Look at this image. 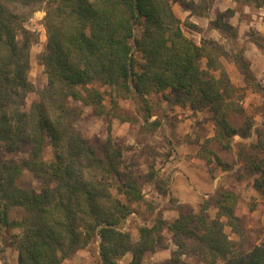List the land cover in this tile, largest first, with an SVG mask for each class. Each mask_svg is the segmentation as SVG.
<instances>
[{"label":"trees","instance_id":"1","mask_svg":"<svg viewBox=\"0 0 264 264\" xmlns=\"http://www.w3.org/2000/svg\"><path fill=\"white\" fill-rule=\"evenodd\" d=\"M172 1L0 0V238L6 230L19 231L17 264H61L96 237L100 264H118L126 253L131 264H140L159 247L161 220L140 227L136 243L119 230L143 200L139 178L121 171L122 152L110 140L97 155L76 130L79 113L71 103L101 117L109 115L107 98L117 118L118 103L129 95L145 102L148 95L170 90L176 105L208 108L220 147L230 150L234 137L252 136V122L220 62V44L202 39L196 45L185 37ZM243 2L264 6V0ZM36 12L44 14L47 42L39 64L47 84L26 112L24 101L33 92L29 53L38 38L25 23ZM216 24L217 30H233ZM189 29L198 28L189 24ZM234 62L248 84L249 66L242 57ZM145 111L144 122L155 131L160 123H148L152 115ZM24 151L26 159L7 158ZM246 169L260 175L254 186L263 191L264 161L255 157ZM209 205L216 209L212 220L206 216ZM236 205L234 193L218 190L198 213L180 207L178 218L167 225L176 251L162 264H179L182 256L202 264H264V245L251 244Z\"/></svg>","mask_w":264,"mask_h":264},{"label":"rangeland","instance_id":"2","mask_svg":"<svg viewBox=\"0 0 264 264\" xmlns=\"http://www.w3.org/2000/svg\"><path fill=\"white\" fill-rule=\"evenodd\" d=\"M212 3L213 0H173L171 3L184 36L196 45H200L202 39H212L210 30L216 23L228 25L231 21L229 16L235 10L241 13V19L246 22L251 19L250 14H242L245 4L243 0H238L233 11L227 10L218 14L216 20L203 32L199 29H189L190 23L188 18H185L183 9L190 8L203 16L204 12L213 6ZM43 17V12H36L25 23V27L35 32L38 38L29 53L27 75L33 85V92L28 94L24 101L23 110L26 112L32 103L39 100V94L47 84L44 69L39 64V57L47 42L42 25ZM218 31L221 35L218 43L222 49L220 62L236 89L238 105L252 122V136L248 139L234 137L230 150L220 147L214 141L215 127L208 108L193 109L189 103L176 105L172 102L173 93L170 90L148 95L145 102L138 101L132 94L129 95L118 103L117 118L111 115L107 98L104 105L109 115L101 117L94 115L90 108L80 103H71L72 108L79 113L75 128L93 146L97 155H102L104 145L110 140L122 152L121 171L128 169L139 178L143 200L133 205L135 213L126 218L119 230L126 233L132 243H136L140 227L150 226L156 220L164 222L159 247L154 253L145 254L140 264H162L171 259L176 247L171 242L167 225L178 218L180 207H184L188 212L198 213L203 203L208 202L218 190L230 191L236 195L235 215L242 220L251 244L264 245V188L263 191H257L254 185L256 180H260V175L252 174L246 169L255 157L264 161V92L259 89L264 88V49H261L262 54L255 57L252 63L245 58V53L249 55L251 47L239 38L237 28ZM245 33L251 42L264 44L261 34L252 29L245 30ZM240 57L253 74L248 84L240 66L234 62ZM201 68H206L204 59L201 61ZM95 87L98 88V85ZM145 110H149L152 115L148 123H160L155 131H150V127L144 122ZM46 153L47 158H50L51 150L47 149ZM26 157L24 151L7 158L19 161ZM216 159L220 162L217 163ZM24 183L29 184L30 179L25 177ZM32 183L37 187V183ZM215 213L216 209L209 205L206 212L208 219L212 220ZM225 232L231 240L237 241V237L229 228H226ZM18 235V230H6L0 238V264L18 263L15 239ZM131 262V253H126L118 260V264ZM61 264H100L98 237ZM179 264L202 263L194 257L182 256L179 258ZM215 264L222 263L218 261Z\"/></svg>","mask_w":264,"mask_h":264},{"label":"crops","instance_id":"3","mask_svg":"<svg viewBox=\"0 0 264 264\" xmlns=\"http://www.w3.org/2000/svg\"><path fill=\"white\" fill-rule=\"evenodd\" d=\"M236 2L233 0H213L212 7L207 9L204 12L203 16L197 14V12H193L190 8H184L183 13L185 18H188V21L191 25H194L199 30L203 32L208 25L214 22L217 18L218 14H222L227 10H234ZM242 14L247 16L250 14L251 19L249 22L241 19V13L239 11H233V14L229 16V23L228 25L237 28L239 38H242L243 41L245 40L248 46H250L249 55L245 53V58L253 63L254 58L258 57L261 53V49H259L254 42H251L245 30L252 29L254 32L261 34L264 38V6L261 8H255L251 4H247L243 7ZM211 31V38L212 40L218 42L221 35L217 30L216 26H213ZM264 49V48H263Z\"/></svg>","mask_w":264,"mask_h":264}]
</instances>
